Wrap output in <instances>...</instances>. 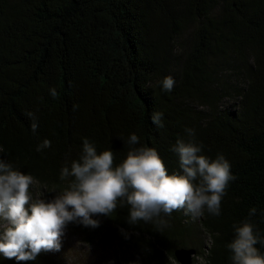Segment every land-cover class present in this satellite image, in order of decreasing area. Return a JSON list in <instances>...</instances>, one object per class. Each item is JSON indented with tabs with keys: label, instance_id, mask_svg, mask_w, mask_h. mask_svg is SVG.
<instances>
[{
	"label": "trees",
	"instance_id": "obj_1",
	"mask_svg": "<svg viewBox=\"0 0 264 264\" xmlns=\"http://www.w3.org/2000/svg\"><path fill=\"white\" fill-rule=\"evenodd\" d=\"M165 76L175 80L170 92L159 84ZM44 139L51 147L38 152ZM84 139L97 153L112 150L114 166L132 148L152 147L169 173L182 171L177 139L199 143L236 177L219 216L175 211L159 232L128 224V206L118 204L112 217H93L99 227L67 226L87 241L118 243L142 264H179V248L194 250L191 264H231L234 225L247 219L264 239V0H0V159L32 175L47 201L74 179L60 172L79 161ZM50 256L0 255V264Z\"/></svg>",
	"mask_w": 264,
	"mask_h": 264
},
{
	"label": "clouds",
	"instance_id": "obj_2",
	"mask_svg": "<svg viewBox=\"0 0 264 264\" xmlns=\"http://www.w3.org/2000/svg\"><path fill=\"white\" fill-rule=\"evenodd\" d=\"M162 90L170 92L175 80L165 76L159 82ZM55 98L58 92L50 89ZM32 121L31 130L38 128L37 117L27 113ZM151 121L163 128V115L155 112ZM190 136L192 129H187ZM127 143L137 145L139 137L131 134ZM51 147L44 139L36 150ZM203 145L177 139L172 151L179 157L181 172L169 173L157 151L148 146L132 148L126 157L114 166V153L105 149L97 153L88 139L83 140L79 161L73 160L70 168L64 166L60 179H74L51 200L43 194L33 198L30 191L36 182L32 175L14 169L0 159V220L6 226L0 231V255L16 261L35 260L41 252H55L61 248L67 226L79 224L84 227H99L100 221L93 217H112L118 204L128 206L127 223L140 221L155 224L162 232L168 226L164 217L184 210L197 220L207 213L219 216L221 201L229 182L236 179L231 165L221 154L210 160L202 153ZM0 152H4L0 147ZM249 209V216L256 213ZM234 238L227 244L231 252V264H264V254L256 245H264V239L247 219L234 225ZM128 237V234L121 229ZM211 246V245H210Z\"/></svg>",
	"mask_w": 264,
	"mask_h": 264
},
{
	"label": "rangeland",
	"instance_id": "obj_3",
	"mask_svg": "<svg viewBox=\"0 0 264 264\" xmlns=\"http://www.w3.org/2000/svg\"><path fill=\"white\" fill-rule=\"evenodd\" d=\"M30 191L34 199L41 195L35 187H31ZM4 226L6 222L0 220V231ZM209 245L210 240L206 235L205 249H208ZM48 253L51 256L44 264H142L136 254L129 252L126 247H121L118 243L105 245L87 241L72 227L66 228L60 250ZM197 260L198 263H202L200 257Z\"/></svg>",
	"mask_w": 264,
	"mask_h": 264
},
{
	"label": "water",
	"instance_id": "obj_4",
	"mask_svg": "<svg viewBox=\"0 0 264 264\" xmlns=\"http://www.w3.org/2000/svg\"><path fill=\"white\" fill-rule=\"evenodd\" d=\"M193 254V249L179 248L174 250L175 259L179 264H191Z\"/></svg>",
	"mask_w": 264,
	"mask_h": 264
}]
</instances>
